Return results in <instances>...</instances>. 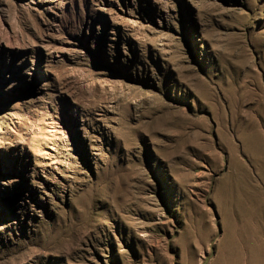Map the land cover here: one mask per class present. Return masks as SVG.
Masks as SVG:
<instances>
[{
    "label": "rangeland",
    "instance_id": "1",
    "mask_svg": "<svg viewBox=\"0 0 264 264\" xmlns=\"http://www.w3.org/2000/svg\"><path fill=\"white\" fill-rule=\"evenodd\" d=\"M261 140L264 0H0V264H264Z\"/></svg>",
    "mask_w": 264,
    "mask_h": 264
},
{
    "label": "bare ground",
    "instance_id": "2",
    "mask_svg": "<svg viewBox=\"0 0 264 264\" xmlns=\"http://www.w3.org/2000/svg\"><path fill=\"white\" fill-rule=\"evenodd\" d=\"M234 228H235V230L233 229L234 233L231 235L230 240H228L229 250H227L228 253H226L225 258L230 259L233 262V264H245V263L251 264V261H253L252 258L247 260L245 258L246 255L244 248L250 246V243L246 241L247 239L245 237H243L245 235L243 232V228L242 227H239L238 229L236 227ZM229 252H233V254H230Z\"/></svg>",
    "mask_w": 264,
    "mask_h": 264
},
{
    "label": "crops",
    "instance_id": "3",
    "mask_svg": "<svg viewBox=\"0 0 264 264\" xmlns=\"http://www.w3.org/2000/svg\"><path fill=\"white\" fill-rule=\"evenodd\" d=\"M256 148H257L256 150L257 151V162L260 165V167H264V140L256 142ZM260 172L263 173L262 170H260Z\"/></svg>",
    "mask_w": 264,
    "mask_h": 264
}]
</instances>
